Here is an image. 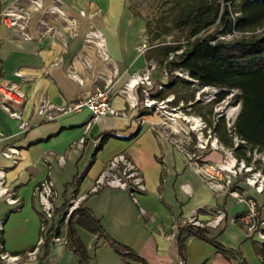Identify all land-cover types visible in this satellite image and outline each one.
<instances>
[{
    "label": "crops",
    "instance_id": "obj_1",
    "mask_svg": "<svg viewBox=\"0 0 264 264\" xmlns=\"http://www.w3.org/2000/svg\"><path fill=\"white\" fill-rule=\"evenodd\" d=\"M62 1V8L79 22L76 30L46 16L56 33H44L45 27L39 24L43 17L40 10H33L30 39L0 23V80L17 82L26 94L24 118L32 115L42 96L65 104L107 82L112 92L110 102L119 113L93 119L92 112L84 107L20 130L18 120L8 117L0 106V150L10 147L18 151L8 158L0 154V169L6 186L15 190L21 201L19 209H11L0 197L4 249L21 253L35 244L40 222L33 191L41 180L50 178L56 191V209L65 206L76 186L74 193L84 196L81 203L99 220L106 234L147 264L180 261L174 225L190 218L205 223L215 219L208 226L209 236L234 249L247 264H263L257 242L246 238L242 225L233 220L244 211L243 202L224 189L206 184L195 164L157 127L158 119L145 114L141 89L128 82L148 64L138 45L137 20L128 5L124 0ZM81 10L84 17L79 15ZM87 29L102 32L107 58L87 45ZM69 70L81 82L71 78ZM106 131H113L115 137L95 151L98 137ZM119 152H126L143 173L146 189L137 195V201L119 188L104 186L92 191L108 160ZM252 196L264 217V197ZM208 206L220 209L223 217L209 213ZM75 230L86 248L89 264H138L122 259L103 235L78 225ZM184 246V264H237L196 236L186 237ZM18 264H79V258L66 245L48 243L36 259Z\"/></svg>",
    "mask_w": 264,
    "mask_h": 264
},
{
    "label": "rangeland",
    "instance_id": "obj_2",
    "mask_svg": "<svg viewBox=\"0 0 264 264\" xmlns=\"http://www.w3.org/2000/svg\"><path fill=\"white\" fill-rule=\"evenodd\" d=\"M218 1L223 3V0ZM242 1L226 4L230 17L239 14L238 4ZM124 3L137 20L138 45L148 61L140 73L149 71L153 84L149 92L154 104L150 109L144 105L142 95L145 114L158 119L157 127L186 157L189 155L190 160L210 167L228 193L233 185L240 196L253 200L252 194L263 196L264 152L240 139L234 128L241 108L240 92L231 89L224 99L215 102V95L221 88L200 86L185 70L171 63L193 39L215 31L216 26L192 34L194 17L202 14L205 17L206 10L186 0H124ZM263 29L264 25L245 32L232 30L216 35L231 40L260 35ZM158 84L163 85L160 90ZM239 142L242 145H238Z\"/></svg>",
    "mask_w": 264,
    "mask_h": 264
},
{
    "label": "built area",
    "instance_id": "obj_3",
    "mask_svg": "<svg viewBox=\"0 0 264 264\" xmlns=\"http://www.w3.org/2000/svg\"><path fill=\"white\" fill-rule=\"evenodd\" d=\"M62 0H0V23L7 26L10 30L18 34L22 38L30 39L29 24L33 17V10H40L43 12V17L40 18L39 24L44 26V33H56V28L49 25L46 16H52L54 20L65 22L72 30L78 28L79 22L76 17L67 14L61 6ZM80 16H85V11L79 12ZM85 42L87 45L93 46L97 52H101L106 58L105 53V37L98 29H87L85 32ZM20 76V72H15ZM68 75L78 82L81 80L72 71L69 70ZM128 82L134 88H140L144 105L151 108L154 101L151 99L150 89L153 87L150 79L149 71L132 74L128 78ZM109 82L105 83L103 87H96L87 96L76 99L65 104H55L48 100L46 96L39 98L37 104L33 109V113L29 118H24V103L27 100L26 94L23 92L19 84L15 81L0 80V106L10 118L18 120V127L20 130H26L32 125L52 121L57 117L70 112L79 111L86 107L92 112V118L97 119L104 115H118V111L112 106L110 97ZM162 84H158L157 88L160 90ZM83 139H80V143ZM17 149L5 147L0 150V154L4 157H11L17 154ZM188 160L190 156L187 155ZM192 161V160H190ZM206 184L212 189H223V185L218 183L216 174L210 167L202 166L196 161H192ZM234 167V166H233ZM228 185V184H227ZM104 186L111 188L123 189L130 195L133 201H137V195L145 191V180L140 168L132 161L126 152H119L113 155L106 163L104 169L96 178L92 191H98ZM262 189L259 190L261 192ZM34 196L38 200V216H39V235L35 244L28 250L21 253H10L4 249L2 238V220H0V264H18L23 260L36 259L40 254L42 247L48 242L52 245H66V231L65 225L59 226L56 220L57 212L55 206L56 191L54 183L50 178L41 180L34 188ZM230 194L236 197L244 204V211L241 213L239 220L245 231L246 238L254 239L258 245L264 244V217L261 216L259 208L255 200L240 196L237 192V187L232 185ZM264 196V195H263ZM0 197L11 207V209H19L21 205L18 193L9 189L5 184L4 172L0 169ZM84 196H78L74 193V188L68 196L66 206L62 212L64 220L72 213V211L79 206ZM206 210L216 215V217H223V212L215 207L208 206ZM215 219L208 222H200L196 218L189 220H181L175 223V229L178 225L188 221L194 225L209 226L213 225ZM234 220V219H233ZM59 230V232H56Z\"/></svg>",
    "mask_w": 264,
    "mask_h": 264
},
{
    "label": "trees",
    "instance_id": "obj_4",
    "mask_svg": "<svg viewBox=\"0 0 264 264\" xmlns=\"http://www.w3.org/2000/svg\"><path fill=\"white\" fill-rule=\"evenodd\" d=\"M186 1L196 2L206 10L205 17L204 14L203 17L201 15L194 17L193 35L202 29L207 30L214 26L216 29L189 42L185 49L176 54L175 60L171 63L174 67L185 70L200 86L221 88L222 90L215 95V102L224 99L231 89L236 88L240 92L238 95L241 108L234 121L235 132L247 144L264 152V29L260 35L231 40L221 39L216 35L232 30L245 32L263 26L264 0H243L238 4L239 14L235 17L229 16L231 12L226 4H236V0H223V3L218 0ZM221 4L223 5L220 7ZM189 15V13L185 15L186 22ZM111 137H115L113 131L101 133L95 151L100 150ZM238 145H242V142ZM65 206L57 209L56 212H63ZM62 212L58 223L59 226H66V246L78 256L79 264H89V256L76 233L75 225L91 233L103 235L122 259L147 264L134 251L108 236L99 220L82 203L72 211L66 221ZM240 216L241 213L233 219L242 225ZM209 233L210 229L205 225H194L188 221L179 224L175 236L181 259L177 264H184L186 258L184 240L188 236H196L206 241L226 258L235 259L237 264H247L234 249L220 244L214 237L209 236ZM259 252L264 264V246L259 247Z\"/></svg>",
    "mask_w": 264,
    "mask_h": 264
},
{
    "label": "bare ground",
    "instance_id": "obj_5",
    "mask_svg": "<svg viewBox=\"0 0 264 264\" xmlns=\"http://www.w3.org/2000/svg\"><path fill=\"white\" fill-rule=\"evenodd\" d=\"M177 116V115H176ZM174 123H175V121L174 120H172ZM230 166V165H229ZM221 168V167H220Z\"/></svg>",
    "mask_w": 264,
    "mask_h": 264
}]
</instances>
